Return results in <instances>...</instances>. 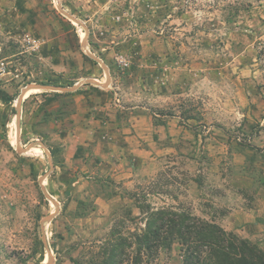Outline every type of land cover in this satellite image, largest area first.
<instances>
[{
    "label": "rangeland",
    "instance_id": "obj_1",
    "mask_svg": "<svg viewBox=\"0 0 264 264\" xmlns=\"http://www.w3.org/2000/svg\"><path fill=\"white\" fill-rule=\"evenodd\" d=\"M240 1L251 5L233 22L225 17L237 0H27L21 6V39L0 43L8 70L0 76V264L46 263L49 255L53 264H72V257L97 248L118 219L140 214L135 198L189 208L264 249V0ZM86 79L111 86L114 107L103 103L107 98L88 97L86 88L97 84L58 92L68 96L29 90L21 103L20 149L21 90ZM79 95L87 97L79 99L84 133L95 120L98 134L130 123L126 107L144 106L168 153L141 165L96 159L101 143L85 145L89 150L79 157L70 154ZM148 264H182L179 248L162 249Z\"/></svg>",
    "mask_w": 264,
    "mask_h": 264
},
{
    "label": "trees",
    "instance_id": "obj_2",
    "mask_svg": "<svg viewBox=\"0 0 264 264\" xmlns=\"http://www.w3.org/2000/svg\"><path fill=\"white\" fill-rule=\"evenodd\" d=\"M246 5L251 4L240 0L229 4L225 21L233 22ZM50 81L46 84H51ZM70 94L55 92L54 95ZM135 200L140 214L127 220L118 219L104 241L95 245L97 248L90 246L88 253L80 252L72 257V264H148L157 259L162 249L171 250L173 246L179 248L182 264H264V249L258 243L189 208L154 207ZM82 204L79 203V210ZM128 220L135 223L134 230L129 228Z\"/></svg>",
    "mask_w": 264,
    "mask_h": 264
},
{
    "label": "crops",
    "instance_id": "obj_3",
    "mask_svg": "<svg viewBox=\"0 0 264 264\" xmlns=\"http://www.w3.org/2000/svg\"><path fill=\"white\" fill-rule=\"evenodd\" d=\"M26 2L27 0H0V43L1 40H6L8 43L9 41H14L17 45L16 41L21 39V32L25 30L26 26V14L22 13L23 8L21 6ZM87 89H89L88 97L91 100L93 96L94 99L100 98V101L107 98L103 103L109 106L112 101L111 106L114 107L112 104V95L116 94V92L112 90L111 86L106 88L96 86V88L89 87L86 88V90ZM81 97L87 99V97L81 95L75 98L78 111L72 116L75 127L72 129L74 134L72 138L69 139L75 142V144L70 145L72 149V152L68 150L69 153L71 152L70 154L79 157L86 149L89 150L87 146L90 143H92L91 149H94V143H101V153L98 154V152L95 151L97 155L96 159L99 158V156L107 157L108 160H114L115 157L119 160L132 159V161H136L137 165H141V162L144 163L145 161H149L150 164H152V161L157 160L160 155L168 153L169 147L165 145L161 146V143L157 141L160 140L161 137L157 139V136L154 135L157 132L156 125L152 118H150L151 115H149V111L145 110L148 108L144 106L130 105L126 107L129 114H131L130 123L126 122L122 126L120 123L116 124L114 127L106 129L107 132H104V134H98V131L96 133L93 128L96 125L99 127L100 124L95 120L92 126L89 127L90 129H86L84 133L85 127L82 122L84 117L82 116L83 112L80 111L81 108L79 104V99H81ZM86 113L85 111L84 115H86ZM107 122H109V120H107ZM87 136H89V140ZM96 137L99 139L98 142L96 141ZM85 138L90 142H86ZM115 141L118 142L117 150H111L112 148L110 146L115 143Z\"/></svg>",
    "mask_w": 264,
    "mask_h": 264
},
{
    "label": "water",
    "instance_id": "obj_4",
    "mask_svg": "<svg viewBox=\"0 0 264 264\" xmlns=\"http://www.w3.org/2000/svg\"><path fill=\"white\" fill-rule=\"evenodd\" d=\"M58 8L61 10V12H62L65 16H67V17H68L69 19H71L72 21L76 22L77 24H80V23H81V21H80L78 18H76V17H75L74 15H72V14H69V13L63 8V6H62L61 4H58ZM103 66H105V64H103ZM105 70H107V69H106V66H105ZM106 72H108V70H107ZM86 83L97 84V85H99V86H103V87L106 86V84L98 83V82H96V81L93 80V79H86V80H82V81H80V82L74 84V85L71 86V87H62V86H57V85H52V84L37 83V84H31V85H28V86H26L25 88H23V89L21 90V93H20L18 99H17V119H16V127H17V143H18V147H19L20 149H22L21 146H20V132H21V103H22V100L24 99L25 95L28 93L29 90H32V89H38V90L55 91V92H73V91L77 90L78 87H79L80 85H82V84H86ZM33 147H36V145H35V144L30 145L27 149H25V151H29V150H30L31 148H33ZM42 147H43L46 151H48V149H47L46 146L42 145ZM49 163L51 164V160H50V159H49ZM51 167H52V164H51ZM40 182H41V184L43 185V183H44V177L40 179ZM46 194H47V193H46ZM54 202H55V204L57 205V210H56V211L59 212V211H58V207H59V205H58V203H57L56 201H54ZM55 213H56V212H55ZM55 213H54V214H50L49 216H47V217L43 220L42 223L52 221L53 218L55 217V215L57 214V213H56V214H55ZM44 232H45V229H43V233H44ZM45 241H46V239H45ZM28 264H53V257H52L51 255H49V257H48V261H47L46 263H33V262H31V263H28Z\"/></svg>",
    "mask_w": 264,
    "mask_h": 264
},
{
    "label": "built area",
    "instance_id": "obj_5",
    "mask_svg": "<svg viewBox=\"0 0 264 264\" xmlns=\"http://www.w3.org/2000/svg\"><path fill=\"white\" fill-rule=\"evenodd\" d=\"M2 52V46L0 45V54ZM8 73L7 64L4 59H0V76Z\"/></svg>",
    "mask_w": 264,
    "mask_h": 264
}]
</instances>
